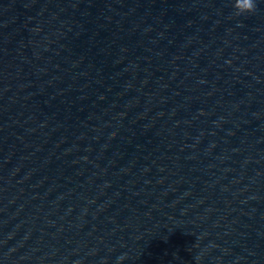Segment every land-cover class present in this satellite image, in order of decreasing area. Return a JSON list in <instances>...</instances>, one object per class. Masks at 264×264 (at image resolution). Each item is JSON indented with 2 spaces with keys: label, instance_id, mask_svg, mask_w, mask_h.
I'll use <instances>...</instances> for the list:
<instances>
[{
  "label": "water",
  "instance_id": "water-1",
  "mask_svg": "<svg viewBox=\"0 0 264 264\" xmlns=\"http://www.w3.org/2000/svg\"><path fill=\"white\" fill-rule=\"evenodd\" d=\"M0 0V264H264V0Z\"/></svg>",
  "mask_w": 264,
  "mask_h": 264
},
{
  "label": "clouds",
  "instance_id": "clouds-1",
  "mask_svg": "<svg viewBox=\"0 0 264 264\" xmlns=\"http://www.w3.org/2000/svg\"><path fill=\"white\" fill-rule=\"evenodd\" d=\"M233 8L237 16L245 13H254L257 9L256 0H233ZM126 258V255H121L117 258L118 264Z\"/></svg>",
  "mask_w": 264,
  "mask_h": 264
}]
</instances>
